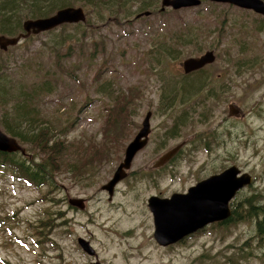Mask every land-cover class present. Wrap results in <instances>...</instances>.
Returning <instances> with one entry per match:
<instances>
[{"label":"rangeland","instance_id":"rangeland-1","mask_svg":"<svg viewBox=\"0 0 264 264\" xmlns=\"http://www.w3.org/2000/svg\"><path fill=\"white\" fill-rule=\"evenodd\" d=\"M69 1L84 8V22L61 24L0 49V76L11 93L49 82L53 91L41 97L40 123L47 119L54 138L77 151L74 161L69 149L61 155L63 165L55 160L60 167L54 175L55 186L35 187L0 175V264H87L72 241L59 240V191L65 187L73 196L84 173L96 174L108 167L114 170L148 111L151 134L133 158V174L125 184L127 193L120 198L125 208H139L138 198L157 188L164 190L162 182L157 187L142 177V167L187 140L169 169L179 175L168 190L193 182L191 175L205 177L214 169L236 165L251 176V186H244L235 199L250 212L251 219L210 227L170 249L148 244L146 237L143 247L137 246L139 234H119V228L129 226L123 225L129 218L115 211L109 215L102 206L90 230L97 246L105 247L104 256L112 264H264V235H258L257 218L252 215L260 213L264 205V18L252 10L206 0L196 7L166 8L159 14L160 0H148L146 10H152L151 14L136 18L132 12L125 17L121 10L115 19L109 7L102 6L97 12L82 0ZM51 4V0H39L35 5L18 6L17 11L7 9L13 15L9 27L13 33H0L17 35L22 31L19 23L34 18L39 8L51 12ZM173 29L178 33L195 30L196 40L182 44L170 38L173 52L178 53L158 56L160 51L155 48L157 55L151 60L147 53L154 42L151 38L158 34L159 39H165ZM207 50L213 51L215 61L200 73L185 77L182 61ZM192 77L211 80L215 96L195 103L196 95H184L178 82L187 79L195 83ZM122 93L120 105L111 109L115 118L105 123L109 108ZM230 104L242 112L228 116ZM6 107L0 99V131L8 134L2 123ZM182 113L186 114L183 121ZM24 121L29 123L28 118ZM20 130L31 132L24 123ZM199 136L210 140L207 152L202 151L205 143ZM19 144L29 156L45 153L34 144L36 149L25 142ZM248 196L249 204L244 201ZM47 217L51 226L42 231L39 223ZM258 218H263L262 212Z\"/></svg>","mask_w":264,"mask_h":264},{"label":"trees","instance_id":"trees-1","mask_svg":"<svg viewBox=\"0 0 264 264\" xmlns=\"http://www.w3.org/2000/svg\"><path fill=\"white\" fill-rule=\"evenodd\" d=\"M87 4L93 6L97 12H100V8L102 6L109 7L110 11L112 12V16L115 19H118L121 10H124V14L122 16H127L130 13L134 12L135 15L139 13H143L146 10L149 3L148 0H82ZM208 3L211 4L210 0H206ZM31 2L32 5L38 4L39 0H2L0 4V32L6 33H13V31L9 28L11 26V21L13 15L7 9H13L17 11L18 6L26 5ZM51 12L43 13L40 12L39 9L36 11L38 14L34 15V18L38 17H45L48 14L52 13L53 11L57 10L58 8L65 7L68 5H72L69 0H51ZM59 2V3H58ZM161 2V1H160ZM138 5L136 10H133L131 7L132 5ZM53 10V11H52ZM172 11L178 9H171ZM164 10H160V7L156 10L157 13L162 14ZM153 11L150 10L149 14ZM148 14V15H149ZM18 15V14H16ZM264 18V16H261ZM264 24V23H263ZM7 26L8 28H6ZM17 27L22 30V23L17 25ZM257 28V27H256ZM264 30V26H263ZM23 31V30H22ZM20 31V32H22ZM158 34L154 35L151 40L154 39L152 43V47H150L147 53L150 55L152 60V56L157 55L154 49H159L158 56L166 55V56H173L178 52L175 51L171 47L170 38L175 40V43H178L179 40L182 41V44L189 43L191 40H196V32L194 31H183L181 33L176 32V29L171 30V33L167 35L165 39L162 37L159 39ZM200 70L193 71L194 73H200ZM71 75L73 73L71 72ZM189 76L188 73L185 74V77ZM73 77V76H71ZM192 79L195 81L192 82L190 80L184 79L182 80L180 88L184 91V95L191 94L192 96H197L195 103L199 100L205 102L210 97L215 96V87L210 84L211 80H202L198 78L197 81L194 77ZM52 88L48 81H44L42 84L35 83L31 86L29 91L20 90L19 93H11L10 88L5 86L2 82V78L0 76V99L3 105H8L3 110L2 116V123L4 130L19 140V142H25L30 146L34 147V144L37 147V150H41L42 155L40 157L37 156H29L27 155L26 151L24 153L20 151L14 152H7L0 150V175L9 177L13 180L24 181L27 182L30 186L31 184L35 187L41 186H55L54 175L57 170L60 169L59 165H57V161L59 160L60 164L63 165L64 162L61 159V155L65 151L69 149V154L73 158V161L76 159V147L74 148H66V145L62 143L61 140L54 138V132H52L49 128L47 123V119H43V122L40 123L42 117V106L40 104L41 97L44 95L52 93ZM125 94L122 93L121 95L117 96L114 100V104L108 110L109 115L106 117L105 123H110L115 117H112L111 109L114 107H118L120 102L123 100ZM16 101V102H15ZM38 102V106H37ZM203 116L206 114L203 112ZM181 121L185 119L186 114L182 113L179 115ZM24 118L29 119V123L24 121ZM21 123L27 124L31 128V132H26L20 130ZM28 133L32 135H28ZM201 140L202 137L199 136ZM210 140H207V144L209 145ZM62 143V144H61ZM35 148V147H34ZM36 149V148H35ZM108 155V154H107ZM29 156V157H27ZM72 162H69L68 165H72ZM57 188V187H56ZM235 199L232 201V208L230 216L223 221L224 226L231 224L232 222L236 221L238 218H246V220L251 219L250 212L248 210L242 209V203L238 205L235 202ZM244 201L248 204L251 201V196L245 197ZM264 204V203H261ZM260 213H263V218L259 219L258 215L260 214L257 212L256 214H252L253 217L257 218V233L258 235H264V205H261ZM242 216V217H241ZM51 218L47 217L44 220H41L39 225L42 228V231L45 228H49L51 226ZM43 233V232H42Z\"/></svg>","mask_w":264,"mask_h":264},{"label":"flooded vegetation","instance_id":"flooded-vegetation-1","mask_svg":"<svg viewBox=\"0 0 264 264\" xmlns=\"http://www.w3.org/2000/svg\"><path fill=\"white\" fill-rule=\"evenodd\" d=\"M241 112H242L241 109L238 107L237 116ZM257 113L261 114L260 112ZM150 134H151V128L148 135V140ZM200 141H203L205 143V145H202L203 147L202 151L207 152L208 151L207 141H204L203 139ZM181 142L184 143L176 152V154L163 165L158 167L153 166V161L155 160L154 159L152 162L145 164L142 167V171H141L142 177L147 181H151L155 183L157 187H160L161 186L160 184L162 182L164 190L157 188L154 192L149 193L143 198H138L140 201L139 208L136 209L132 208L129 210L125 208L124 206L125 204L123 200H121L123 198V195L127 193L125 184L128 182V179L133 174V171H130L131 167L126 171V175L115 183L113 188H111L112 189L111 191L106 187L104 188V185H106L111 180L117 167L114 170H112V167L105 168L106 170H98L96 171V174L93 172L84 173L81 176L80 181L76 184L75 188L73 189L74 192L73 196L69 195L68 190L65 187L62 190L60 189L59 196L61 195V198L59 202V210L57 212V220H59L58 231H59L60 242L72 241L76 247V250L80 252V254L83 257L86 258L87 264H100V263L112 264L104 256V252L106 251L105 247L99 248L97 246V243L94 241V235L90 230V228L92 227L91 222L93 221V219H95V213L102 206L104 210L109 213V215L111 211H115L116 213H122V216L121 214H119V217L121 216L122 218H129L128 222L126 221L123 222V225L129 224V226L128 227L123 226L122 228H119V234L127 237H133L135 234L136 235L139 234L140 241L137 246H143V247L146 243L145 241L146 237L148 238V240H150L148 244L153 243L159 248L161 247V248L170 249L176 244L182 243L188 240L189 238H191L192 236L208 230V228L210 227L224 226L223 221L226 220L230 215L226 219H217L216 221L207 223L206 225L185 234L178 240H174V241L170 240L166 244H160L155 239L154 232L156 229V223H155L156 220L154 219V214L149 205L151 199H165V198H171L174 195H178L180 197L185 196V198L183 199L186 201V198L188 196H192V194H194V190L196 189V187L199 185L200 182H203L210 178L213 179L218 174L223 172L225 169L230 167L229 165L226 168L224 167L223 169L221 168V170L214 169L213 171L210 172L209 176H205V177L195 178L193 175H191L193 182L185 186L177 187L178 189L172 188L168 190L174 184L175 178L179 175L172 171H169V169L170 167H172V164L179 158L181 150L187 144V140ZM231 166H233V169L228 176L230 177V179L232 177V181L234 182L236 181V177L238 178L240 174L244 172L242 171V169H240V171L237 173L234 179V177L231 176V174L235 170H238L239 167H237L236 165H231ZM165 173H168L166 177H164ZM99 181H101L102 183L96 189L95 185ZM247 185L244 186L247 187L251 186L250 184ZM243 187L237 188V190L230 197V201H228L230 212L233 210L231 206L233 199L238 197L240 191L244 189ZM100 211L101 210H99V212ZM110 219L111 217L108 218L109 227L105 232V235L107 236H109L110 234ZM181 233H184V231ZM97 241L100 242L99 239ZM66 242L62 244H65ZM83 245L86 246V249L90 248L92 253H88L86 249H84Z\"/></svg>","mask_w":264,"mask_h":264},{"label":"water","instance_id":"water-1","mask_svg":"<svg viewBox=\"0 0 264 264\" xmlns=\"http://www.w3.org/2000/svg\"><path fill=\"white\" fill-rule=\"evenodd\" d=\"M213 2L230 3L235 6L251 9L256 13L264 14V0H210ZM201 0H161L160 10H164L166 7L172 9H179L182 7H190L200 5ZM149 11L137 14L138 18L141 15H148ZM86 19V14L82 6H65L58 8L51 15L38 18H27L22 21L23 32H20L16 36H5L0 34V49L6 50L9 45L18 43L22 38L27 37L30 34H37L43 31L50 30L63 23H77L83 22ZM215 60V55L212 50L206 51L199 56H191L185 58L181 65L183 71L188 73L190 71L198 70L204 67L206 64H210ZM238 107L230 104L228 115H237ZM150 117L151 112L148 111L142 125L132 140L126 145L124 150V157L118 164L111 180L104 185V188H108L110 191L117 181L126 175V169L131 167L133 157L138 150L143 148L148 140V134L150 132ZM184 142H181L168 150L160 154L154 161L153 166H161L171 159ZM0 150L13 152L21 151L25 152L24 148L17 142V140L0 131ZM229 168L217 175L213 179L203 181L200 186L211 183V190L205 197L196 203L192 201H185L182 197L174 195L171 198L165 199H151L149 205L154 214L156 220V229L154 232L155 239L160 244H166L168 241L178 240L185 234L192 232L207 223L216 221L217 219H225L229 216L230 210L228 207V200L233 195V190L229 185L217 186L216 178L226 176L232 171ZM237 173V171L235 172ZM243 183L249 182V179L239 178ZM215 185V186H214ZM199 186V187H200ZM198 187V188H199ZM185 197V196H183ZM154 198V197H153ZM182 198V199H181ZM180 199V200H179ZM182 200V201H181ZM157 201V202H156ZM203 221V222H202ZM192 223V224H190ZM188 225V227L186 226ZM188 228V229H187ZM176 229V230H175ZM185 229V230H184ZM175 230V231H174ZM179 230V231H178ZM181 230V231H180ZM184 233H181L183 232ZM176 233V234H175ZM168 237V239H166ZM173 237V238H172ZM86 249V246L83 245ZM89 253H92L90 248L86 249Z\"/></svg>","mask_w":264,"mask_h":264},{"label":"bare ground","instance_id":"bare-ground-1","mask_svg":"<svg viewBox=\"0 0 264 264\" xmlns=\"http://www.w3.org/2000/svg\"><path fill=\"white\" fill-rule=\"evenodd\" d=\"M217 180H214L215 183L217 181V186H220L221 185H229L231 186L233 184L232 180L230 179L229 176H222L221 178H216ZM215 186V185H214ZM199 187V186H198ZM196 188L194 190V194H192V196H188L186 198V201H192L193 203H196L198 202L199 200H201L203 197H205L207 195V193L209 192V190H211V183L209 184H204L203 187L200 186L199 188ZM182 198H185V197H182ZM181 198V199H182ZM180 200V199H179ZM182 201V200H181ZM157 202V201H156Z\"/></svg>","mask_w":264,"mask_h":264}]
</instances>
